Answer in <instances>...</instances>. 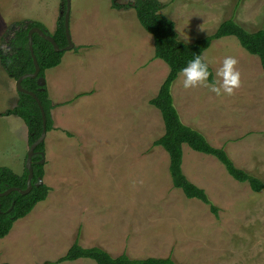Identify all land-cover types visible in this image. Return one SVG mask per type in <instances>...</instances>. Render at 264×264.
Returning <instances> with one entry per match:
<instances>
[{
  "label": "rangeland",
  "instance_id": "1",
  "mask_svg": "<svg viewBox=\"0 0 264 264\" xmlns=\"http://www.w3.org/2000/svg\"><path fill=\"white\" fill-rule=\"evenodd\" d=\"M135 0H72L74 47L45 71L52 128L45 139L47 199L0 239V264L56 263L75 240L114 257L171 256L181 264H264V189L235 180L214 156L184 145L182 167L218 207L174 187L169 154L154 142L164 133L150 100L169 67L155 57L153 36L140 24ZM184 41L213 33L231 17L249 31L264 28V0H160ZM63 0H0V166L22 174L29 149L17 80L4 68L5 34L31 19L53 33ZM2 52V53H1ZM204 55L216 70L237 60L239 87L217 95L208 87L172 86L183 122L223 146L235 164L264 182V70L235 36L213 41ZM82 95L77 97V95Z\"/></svg>",
  "mask_w": 264,
  "mask_h": 264
},
{
  "label": "trees",
  "instance_id": "2",
  "mask_svg": "<svg viewBox=\"0 0 264 264\" xmlns=\"http://www.w3.org/2000/svg\"><path fill=\"white\" fill-rule=\"evenodd\" d=\"M65 8L66 0H63V13L53 33H49L43 23L37 20L25 19L11 24L4 38L6 53L1 52V59L4 68L13 78L17 80L20 76L35 71L29 48L31 28L39 27L52 35L61 48L68 45L64 24ZM133 8L140 24L153 36L155 57L163 60L169 67V72L157 95L150 100V103L160 111L164 122V133L154 143L162 146L169 154V171L174 187L181 189L186 197L198 199L209 205L210 210L218 215V207L211 201L206 190L193 183L183 170L184 145L197 152L214 156L235 180L248 183L255 192L264 189V182L237 166L223 146L213 145L204 133L183 122L174 103L172 86L179 77V70L190 59L197 54H204L213 41L226 36H235L249 53L258 56L264 70V28L249 31L231 17L222 21L213 33L187 42L180 38L175 23L162 13L164 5L160 0H135ZM33 48L40 65L39 76L42 77L45 76L47 69L61 63L65 52L56 51L53 44L38 33L33 35ZM209 71L211 73L209 81H212L214 73L210 65ZM22 86L35 92L39 97L47 116V131L51 130L52 102L46 85L41 87L37 78L28 77L22 81ZM18 94V104L9 113L24 120L28 128V145L30 146L42 133V113L32 95L19 91ZM80 96L82 95H77V97ZM44 151L45 143L43 142L36 148L33 156L34 175L31 191L25 194L12 191L8 195L0 196V239L8 235L18 219L30 214L39 202L47 199L50 187L45 183L36 185L39 178L44 176V165L40 162ZM28 174L26 166L22 174L15 173L9 167L0 166V193L11 187L26 189ZM81 258L91 259L97 264H181L171 256L132 258L124 252L114 257L100 246L84 247L78 240H75L66 254L57 259L56 263Z\"/></svg>",
  "mask_w": 264,
  "mask_h": 264
},
{
  "label": "water",
  "instance_id": "3",
  "mask_svg": "<svg viewBox=\"0 0 264 264\" xmlns=\"http://www.w3.org/2000/svg\"><path fill=\"white\" fill-rule=\"evenodd\" d=\"M71 4H72V0H66V8H65V14H64V24H65V32H66V37H67V41H68V45L61 48L57 42L55 41L54 37L50 34H47L45 31H43L41 28L39 27H33L30 29L29 31V48L33 57V61L35 64V71L33 73H26L22 76H20L17 79V89L19 92H23V93H27L32 95L36 101L38 102V105L41 109V113H42V119H43V130L42 133L40 135V137H38V139L36 141H34L28 149V153H27V157H26V167L28 168L29 174H28V185L26 189H21L19 187H11L9 189H7L4 192L0 193V196H4V195H8L10 194L12 191H19L23 194L28 193L31 191L32 189V178L34 175V169H33V156L36 152V148L43 142H45V139L47 137L48 131H47V116H46V112L43 108V105L41 104V101L39 99V97L36 95L35 92L30 91L26 88H24L22 86V81L25 78L31 77V78H37V82L39 84V86L43 87L46 85V79L45 77L39 76L40 73V65L38 63V60L36 58L35 52H34V48H33V35L34 33H38L40 36H42L43 38H45L46 40L50 41L53 46L55 47L56 51H66V50H70L74 47V42L72 40V36H71V32H70V12H71ZM45 161V155L43 154V158L41 159L40 162H44ZM43 184V178L40 177L38 182L36 183V185H40Z\"/></svg>",
  "mask_w": 264,
  "mask_h": 264
},
{
  "label": "clouds",
  "instance_id": "4",
  "mask_svg": "<svg viewBox=\"0 0 264 264\" xmlns=\"http://www.w3.org/2000/svg\"><path fill=\"white\" fill-rule=\"evenodd\" d=\"M210 63L211 61L204 54H197L190 59L178 73L182 77L183 88L205 86L217 95L222 93L231 95L240 84V73L235 67L237 60L232 56H225L221 66L215 72V77L219 79L213 78L212 81H209Z\"/></svg>",
  "mask_w": 264,
  "mask_h": 264
}]
</instances>
